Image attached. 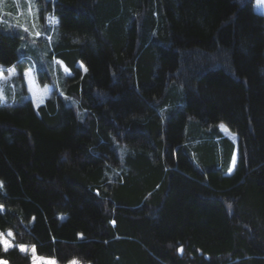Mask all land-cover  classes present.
Instances as JSON below:
<instances>
[{
    "label": "trees",
    "instance_id": "obj_1",
    "mask_svg": "<svg viewBox=\"0 0 264 264\" xmlns=\"http://www.w3.org/2000/svg\"><path fill=\"white\" fill-rule=\"evenodd\" d=\"M36 3L70 74L36 108L0 104V234L13 243L0 240V264H31L18 245L56 264H264L253 0ZM21 40L0 26V64L19 72Z\"/></svg>",
    "mask_w": 264,
    "mask_h": 264
},
{
    "label": "rangeland",
    "instance_id": "obj_2",
    "mask_svg": "<svg viewBox=\"0 0 264 264\" xmlns=\"http://www.w3.org/2000/svg\"><path fill=\"white\" fill-rule=\"evenodd\" d=\"M253 8L264 15V0H253ZM39 11L40 8L36 0H0V26L19 35L22 40L18 47V53L21 58L27 61V66L21 72L14 66L0 64V104H19L29 99L36 108L43 104L44 100L52 93V90L61 93V82H63L66 74H70L64 63L50 54L51 46L56 40L54 36L57 24L56 18L48 13L42 21ZM41 70L48 72L50 82H39L37 72ZM25 73H30V76L26 77ZM218 127L236 143L237 136L235 133L227 129L224 124H220ZM235 160L236 151L233 154L229 173L235 166ZM1 210L2 206L0 205ZM11 233V230H6L0 234L3 247H5V243L7 247L13 245ZM22 247L24 250H21ZM18 249L21 252L30 254L31 264L54 262L51 258L36 255L31 247L18 245ZM54 264L56 263L54 262ZM66 264L82 263L71 260Z\"/></svg>",
    "mask_w": 264,
    "mask_h": 264
},
{
    "label": "snow or ice",
    "instance_id": "obj_3",
    "mask_svg": "<svg viewBox=\"0 0 264 264\" xmlns=\"http://www.w3.org/2000/svg\"><path fill=\"white\" fill-rule=\"evenodd\" d=\"M65 71H67V69H65ZM13 74H15V73H13ZM25 76H26V77H27V76H30V73H25ZM222 127H223V126H222ZM6 248H7V244L5 243V249H6ZM21 250H24L23 247H22ZM34 251H35V250L33 249V253H34ZM48 264H54V262L49 261Z\"/></svg>",
    "mask_w": 264,
    "mask_h": 264
},
{
    "label": "crops",
    "instance_id": "obj_4",
    "mask_svg": "<svg viewBox=\"0 0 264 264\" xmlns=\"http://www.w3.org/2000/svg\"><path fill=\"white\" fill-rule=\"evenodd\" d=\"M220 129V128H219ZM220 131L222 132V134L225 136V137H228V136H226L225 134H224V132H223V130L222 129H220ZM232 142H234V140H232L230 137H228Z\"/></svg>",
    "mask_w": 264,
    "mask_h": 264
}]
</instances>
